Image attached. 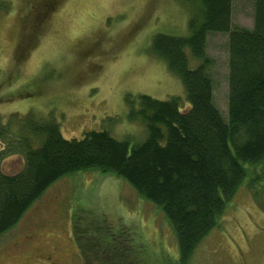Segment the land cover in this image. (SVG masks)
Instances as JSON below:
<instances>
[{
	"label": "rangeland",
	"instance_id": "obj_1",
	"mask_svg": "<svg viewBox=\"0 0 264 264\" xmlns=\"http://www.w3.org/2000/svg\"><path fill=\"white\" fill-rule=\"evenodd\" d=\"M197 10V2L183 0H0V117L10 121V138L29 113L57 122L65 138L104 129L117 139L141 141L143 125L128 119L126 97L176 95L187 106L180 78L152 41L158 33L187 34ZM230 23L251 28L253 0H232ZM227 38V32H209L205 39L213 103L224 117ZM199 62L188 56L190 68ZM22 166L19 153L1 158L4 173ZM105 221L130 234L120 236L123 246L129 238L144 247L145 264H181L162 211L119 177L93 169L52 182L0 234V264H100L92 256L100 255L102 243L85 238L100 236ZM185 264H264V181L237 189Z\"/></svg>",
	"mask_w": 264,
	"mask_h": 264
},
{
	"label": "trees",
	"instance_id": "obj_2",
	"mask_svg": "<svg viewBox=\"0 0 264 264\" xmlns=\"http://www.w3.org/2000/svg\"><path fill=\"white\" fill-rule=\"evenodd\" d=\"M183 1L198 4L188 18V33H158L152 47L180 78L187 106L176 95H128V119L141 121V141L117 139L104 129L65 138L57 122L29 113L18 119V135L10 138V121L0 117V141L8 136L0 162L10 153L23 157L15 173L0 168V234L18 222L52 182L93 169L119 177L162 211L185 264L196 244L219 224L237 189L264 181V0H253L251 28L231 27L232 0ZM209 32L228 33L225 117L213 103L205 58ZM189 55L200 60L194 68L188 65ZM104 226L97 238H85L103 244L93 260L145 264L142 245L136 247L128 238L123 246L120 236H129L127 231L106 221Z\"/></svg>",
	"mask_w": 264,
	"mask_h": 264
}]
</instances>
